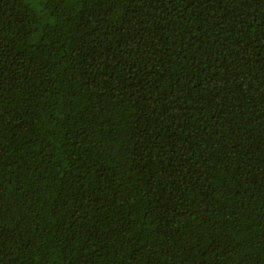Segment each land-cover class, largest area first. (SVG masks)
I'll use <instances>...</instances> for the list:
<instances>
[{
	"label": "trees",
	"instance_id": "obj_1",
	"mask_svg": "<svg viewBox=\"0 0 264 264\" xmlns=\"http://www.w3.org/2000/svg\"><path fill=\"white\" fill-rule=\"evenodd\" d=\"M0 264H264V0H0Z\"/></svg>",
	"mask_w": 264,
	"mask_h": 264
}]
</instances>
